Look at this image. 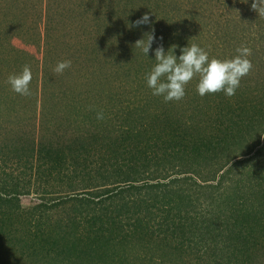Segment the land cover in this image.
Returning a JSON list of instances; mask_svg holds the SVG:
<instances>
[{"label": "rangeland", "instance_id": "1", "mask_svg": "<svg viewBox=\"0 0 264 264\" xmlns=\"http://www.w3.org/2000/svg\"><path fill=\"white\" fill-rule=\"evenodd\" d=\"M252 3L0 0V192L17 185L21 194L13 203H0L20 213L10 238L2 239L16 242V256L0 246V264H264V16ZM145 14L149 24L130 27ZM147 34L155 40L145 56L134 45ZM193 43L210 59H231L242 45L252 49L253 69L234 96L200 97L198 79L179 102L151 94L146 75L156 64L155 49L163 46L167 53L175 45L179 57L180 49ZM62 60H70L71 68L57 75L53 69ZM25 64L32 71L28 97L6 82ZM134 110L142 112L130 113ZM97 112L103 120L96 119ZM125 136L137 138L139 191L120 183L122 177L108 168L121 163L113 157L131 162L123 154L131 145ZM44 151L51 153L48 158ZM143 159L147 169L140 167ZM86 165L94 167L92 181L86 179ZM45 171L51 172L48 181ZM70 177L73 185L85 179L90 187H108L90 190L78 183L86 195L65 203ZM105 190L117 192L103 204L121 208L120 218L114 219V238L99 223L91 228L106 240H97L96 248L87 239L89 227L72 224L68 215L74 206L84 208L77 196L96 200ZM133 201L142 209V221L131 237L137 226L127 210ZM179 205L190 217L183 231L177 228L182 219L173 215ZM251 209L256 212L252 229L236 227ZM228 229L231 240L224 237ZM40 230L46 233L39 237ZM248 232L254 246L239 237ZM122 235L132 240L122 244ZM110 243L114 249H108ZM83 248L97 254L92 257L89 250L84 258ZM103 249L108 258L101 257ZM127 253L128 259L118 258Z\"/></svg>", "mask_w": 264, "mask_h": 264}, {"label": "clouds", "instance_id": "2", "mask_svg": "<svg viewBox=\"0 0 264 264\" xmlns=\"http://www.w3.org/2000/svg\"><path fill=\"white\" fill-rule=\"evenodd\" d=\"M251 7L258 15L264 16V0H253ZM149 22L150 17L145 14L130 27L149 24ZM147 36L146 41L137 40L134 45L140 48L145 56L150 52L155 40L153 34ZM175 47V45L171 46L165 53L163 46H158L154 51L156 64L146 75L147 87L151 89V94L163 97L166 103L183 100L186 87L193 79H198L196 92L200 97L223 93L230 98L236 94L241 79L249 75L253 69V64L248 59L252 55V49L244 45L236 49V56L224 60L210 59L208 52L195 43L181 48V54L177 57L174 54ZM70 68L71 61L62 60L56 64L53 71L57 75H62ZM31 81V67L25 64L22 72L9 75L6 82L14 93L28 97L31 96L29 88ZM96 119L103 120V112H97Z\"/></svg>", "mask_w": 264, "mask_h": 264}, {"label": "trees", "instance_id": "3", "mask_svg": "<svg viewBox=\"0 0 264 264\" xmlns=\"http://www.w3.org/2000/svg\"><path fill=\"white\" fill-rule=\"evenodd\" d=\"M42 94H44V92ZM141 110H137L139 113H136L135 110L130 112V113H136V114L140 115V113L142 112ZM255 113H256V110H255ZM164 118H165V116H164ZM252 120H253V118H252ZM146 134H147V132H146ZM139 135L144 137V134H140L139 133ZM136 136H137V134H136ZM131 138H132V141L131 140L128 141V139H126V136H125V138H124L125 144H126V142H130L131 145L127 149L128 145L126 144L127 145L126 149L123 152V154L129 156L128 159L131 162L130 163L125 162V158L113 157L114 158V162H117V161L121 160V163L117 162L116 166L114 164H112L110 166L108 165V168H111V171H112L113 174H114V172H116L118 177H122L121 180H120V183H124L125 185H130V188H132L133 190H138L139 191L142 188L140 186L139 187L137 186V184L140 182V181H138V175H139V173L141 171L140 172L138 171V167L136 165V161H134V160H136L135 159V153H134V152H136V150H135L136 146L133 143V142H135V140L137 141V138H133V137H131ZM144 140L147 141L146 138H144ZM122 144H124L123 141H122ZM44 153H45V155H44L45 158H48V156L51 154L48 151L47 152L44 151ZM112 153L122 156V154H120L116 150L113 151ZM140 154H141V151H139V153H137V156H139ZM148 166H149L148 161L145 162V159H143V163L140 164V167L147 169ZM86 168L88 169V170H86V179H88L89 181H92V179H94L96 177V176H94V174L92 172V170H94V167H90V165H86ZM52 169H53V171L57 172V170L55 168H52ZM104 172H107V168L104 170ZM45 173H47V174L44 177L48 181L50 179L49 174H51V172L45 171ZM113 174H110V175H113ZM68 179H69L68 180V188L69 189H65V193L63 192L64 189L60 190L62 193L65 194L64 197L65 198L67 197L66 200H64V201H66L65 203H67L69 201L70 196H74V195H82L83 196V195H86V193H87V190H85V189H90L91 190V189H97L99 187V186H97L96 188L90 187L88 185V183H92V182H88L87 183V182H85V179H82L81 182H75L76 181L75 180L74 181L75 185H73V184L70 183V181H72L73 178L70 177ZM78 183H81L82 187H85V189L83 190L85 192L79 191L76 188V185L79 186ZM41 185L44 186V185H47V183L44 180H41ZM7 186H5V187H7ZM16 187H17V185H11L9 188H6V189L4 187H3L4 189L1 188L2 192H0V203L6 202V203L10 204V203H13V201H17L16 200V199H18L17 197H19V195H21V194L17 190ZM105 187H108V186L101 185L100 189H97V190L107 189ZM147 187H158V185L149 184V185H147ZM59 192H54V193H59ZM79 192H81V193H79ZM110 193H112V191L105 190V192L103 194H101V195L96 194V196L94 197V198H96V200L93 199V198H88V197L77 198L78 197L77 196L76 197V199H77L76 203H78L81 206H84V208L82 210V209H79V207L76 208L74 206V207L70 208L71 214L68 215L69 220H70V222L72 224L77 225L79 227L81 226L82 228H84L85 226L89 227L90 230L88 231V233L91 234L92 236L87 238V239H88L89 242H91V245L95 246L96 248H98V247L96 246L95 242H100V241H102L104 239V238H101L100 236H96L95 233L91 230V228H94V226H96V224H98V223L101 224V226L104 229L103 231H107V232L109 231L110 234H112L113 238L116 235V234L112 233V227H113L114 224H116V220H114V219H118L119 220V218H120V210H121V208L114 210L110 204H106V205L103 204L104 200L111 199L113 195L117 194V192L113 193V194H110ZM240 194L241 195H244V194L248 195V194L242 193V192ZM55 203H57V202H54V204ZM246 203H248V202H246ZM49 206H50V208L53 207V205H49ZM49 206H48V209H50ZM128 206H129V208H128L127 212H128L129 215L127 216V218H130V219L134 218L135 219V224H136L135 226H137L133 230V232L131 234L133 236H131L129 234V236L134 237L135 234L138 232V229H139L138 226L140 225V222L142 221V218H141L142 209L140 207H137V203H135V201H133L131 204L129 203ZM16 208L17 207L16 206L14 207L13 205H11V206L5 205V208H3L1 206V204H0V238H1V241H2V243H0V246H3V248H6L7 252L10 253L11 258H13V259H14L13 256H16V255L13 254L14 252H12V251L14 249L18 250V248H16V245H17L16 242H13V243L10 244V242H6V241H4L2 239H9L10 238V237L8 238L7 234L12 232L11 231L12 227H14V226H12L13 225V221L14 220L17 221L18 218H19V214H20V213H18V211H16ZM183 210H184V208L179 205V207L177 209V212H175V214H173V215H175V217L177 216L179 219H182V221L179 222V226H177V228L180 231L186 230V227L189 224L188 220L190 219L188 214H182ZM250 211H247V213L245 215L246 219L243 220V222H242V220H240L241 222L238 223V226H236V227H238V228L239 227L240 228L247 227L248 231H250V229H252L251 226H254L253 222L255 220L254 217L256 216V212H255V209H254V211H252V209ZM83 212H84V216H81ZM228 212H229V210H227V213ZM78 214H80V216ZM114 214H115V218L113 216ZM209 214L210 213H208V215ZM173 215L170 217L171 219L174 217ZM77 217H79V220H78L79 222H76ZM112 218H113V220H112ZM195 218L197 219L196 215L193 216V220ZM206 219L209 220L210 218H206ZM38 220H39V224L43 221L41 218L38 219ZM169 223L172 224L173 222H169ZM250 223H252V224H250ZM236 227H230V228H236ZM227 228H228V226H227ZM39 233H41L39 235V237H40L42 234H45L46 232H45V230H40ZM224 233H225L224 237H227L228 240H231L232 236L234 238V234H233L232 231H230V229H228V231H225ZM47 235H48V233H47ZM216 235L218 236L220 234L216 233ZM216 235H214L213 238H217ZM147 236H148V234H147ZM121 237L122 238L120 239V242H122V244L125 243V241L132 240V238L129 237L130 238L129 239L128 236H125V235H122ZM239 237H240V239H244L246 241L245 243H247V244L248 243H252L254 241V240H252L251 235H249V232L246 235H239ZM97 240H100V241H97ZM103 241H106V240H103ZM254 243L256 244L258 242L256 241ZM122 244L120 245V247H122L124 249V251H128V249H126V246L123 247ZM22 245L25 246L26 242L24 241ZM252 245L254 246L253 243H252ZM114 247H115L114 244L110 243L109 246H108V249H114ZM120 247H118V249ZM23 248H21V249H23ZM93 249H95V248H93ZM89 250H91V249L83 248L82 252H84V255H82V257L86 258V254L89 252ZM49 252H50V250H49ZM90 252H91L92 257L94 256V254H97L96 250H91ZM191 254H193V251H191ZM108 255H109L108 251L106 249H103V251L101 252V257L102 258H105V257L108 258ZM121 255L119 254L118 258H120V259L121 258L122 259H128L130 257L129 253H127L126 255H128V256H125V257H122ZM95 260H97L99 262L98 256H97V258Z\"/></svg>", "mask_w": 264, "mask_h": 264}]
</instances>
